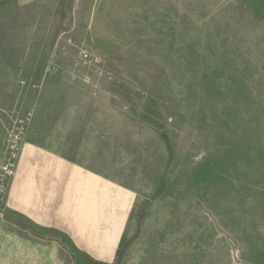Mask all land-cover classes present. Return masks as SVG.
<instances>
[{"label": "rangeland", "instance_id": "obj_1", "mask_svg": "<svg viewBox=\"0 0 264 264\" xmlns=\"http://www.w3.org/2000/svg\"><path fill=\"white\" fill-rule=\"evenodd\" d=\"M16 118L0 264H264V0H2Z\"/></svg>", "mask_w": 264, "mask_h": 264}, {"label": "built area", "instance_id": "obj_2", "mask_svg": "<svg viewBox=\"0 0 264 264\" xmlns=\"http://www.w3.org/2000/svg\"><path fill=\"white\" fill-rule=\"evenodd\" d=\"M90 63L89 56L84 53L75 62L74 67H86ZM53 72H58V68L55 66L51 67ZM28 125L24 119L16 118L13 127L10 129L7 138L6 148L0 158V215H1V205L4 201L6 188L9 180L14 174L16 167V159L18 152L21 147V143L27 132Z\"/></svg>", "mask_w": 264, "mask_h": 264}, {"label": "crops", "instance_id": "obj_3", "mask_svg": "<svg viewBox=\"0 0 264 264\" xmlns=\"http://www.w3.org/2000/svg\"><path fill=\"white\" fill-rule=\"evenodd\" d=\"M6 1H8V0H6ZM1 2H2V0H0V7H1Z\"/></svg>", "mask_w": 264, "mask_h": 264}]
</instances>
